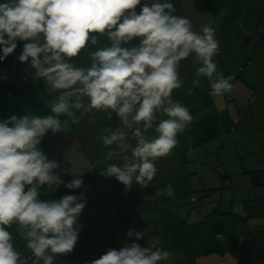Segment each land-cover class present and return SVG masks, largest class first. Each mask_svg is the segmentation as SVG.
<instances>
[{
  "label": "clouds",
  "instance_id": "1",
  "mask_svg": "<svg viewBox=\"0 0 264 264\" xmlns=\"http://www.w3.org/2000/svg\"><path fill=\"white\" fill-rule=\"evenodd\" d=\"M215 32L211 24L193 30L189 18L175 14L172 0H0V62L24 41L16 59L61 92L47 104L46 115L13 114L0 120V264H24L9 231L13 224L43 264H54L76 247L86 205L83 193L59 199L40 195L45 187L52 192L61 185L80 189L84 181L72 175L65 182L60 162L39 147L49 131L56 134L76 122L74 109L114 113L120 122L115 130L105 128L101 140L104 146L115 145L106 159L123 155V162L107 164L101 174L114 177L125 191L150 185L155 161L173 150L178 134L193 120L189 109L172 99L182 85L181 61L190 56L198 61L194 86L203 76L213 96L233 89V78L217 71ZM86 46L92 49L91 63L77 67L71 59ZM160 114L167 118L158 120ZM153 128L155 135H146ZM129 133L134 144L128 142ZM166 194L173 195L171 185ZM126 235L122 247L108 248L90 264H171L172 253L158 240L141 246L136 242L144 238L141 232L129 229Z\"/></svg>",
  "mask_w": 264,
  "mask_h": 264
},
{
  "label": "crops",
  "instance_id": "2",
  "mask_svg": "<svg viewBox=\"0 0 264 264\" xmlns=\"http://www.w3.org/2000/svg\"><path fill=\"white\" fill-rule=\"evenodd\" d=\"M172 2L175 14L189 18L193 30L199 31L204 24H211L215 28L220 46L219 54L214 57L217 71L222 72L225 77L233 78L232 91L221 96L211 95L209 82L203 76L199 78L198 86H190V91L182 86L173 90L172 99L188 108L191 115L199 108L204 110L198 123L204 122L205 131L209 127V133H205L208 137L205 136L204 140L198 138L197 134L187 140L182 139V143L186 144L184 149L195 143V147L202 146L205 140L209 144L215 140V136L220 135L218 123L230 130L229 124L237 120L234 123L235 130H230L225 144L230 148L225 149L222 141L209 149L217 151L218 164L217 168L208 166L213 174L206 175V178L201 177L206 170L201 173L197 168L194 171H181L174 167L176 156L182 151H175L172 163L167 156L160 161L156 160L155 165L159 167L147 187L154 201L152 214H144L145 217H142L141 213L148 208L144 205L146 200L143 193H133V189L125 191L124 185L114 177L101 174L100 171L108 163H114V160L107 161V146L103 145L101 139L99 144L94 143L95 149L87 147L86 150L92 151L97 160V164L93 165L94 173H91L89 167L77 172L73 161L69 159L74 158L76 151L84 153V150L79 145L70 149L67 144H73V139L78 138V130L74 136L71 132L73 129L56 134L49 131L48 139L45 136L42 138L40 149L49 159L60 162V174L65 182L71 180L72 175H81L84 184L80 189L72 190L61 185L53 192L45 187L41 190L40 198L59 199L65 194L83 193L86 199L85 208L79 217L82 229L76 247L70 255L67 253L57 256L54 264H90L108 248L122 247L129 239L126 235L129 229L143 234L144 238L136 241L141 246H147V240H158L160 247L172 253L171 264H264V184L259 181L256 183L253 175L254 171L264 170V0ZM140 7L138 5V12ZM198 67V61L192 56L181 61L178 69L182 74V78L179 74L180 80H185L188 86L193 85L194 73ZM8 94L7 97L12 100L13 95L10 92ZM0 111V120L8 118L2 107ZM193 117L196 121L198 116L196 114ZM87 118L88 114H83L80 121H86ZM159 119L162 117L158 116ZM112 123L117 124L118 119ZM113 124L110 126L113 130L120 127L119 123L117 127ZM78 126L80 132H91L87 124ZM98 130L103 134L100 128ZM185 130L192 134L191 128ZM152 131L150 129L147 133L153 134ZM253 132L257 133L255 138L249 136ZM131 140L134 141L129 133V143L133 144ZM161 166L167 168H160ZM194 173L200 178L196 183L192 180ZM183 175L188 180L184 184V198L193 205L196 203L192 207L187 205L188 209L184 212L176 210L183 205L178 203L182 198L174 193L176 188L181 189L174 179L179 177L181 182ZM168 185L172 186V196L166 194ZM85 187L89 193L83 191ZM159 193L162 195L160 199L158 197L161 195L157 196ZM191 196L195 201L190 200ZM128 198L133 202L130 205L126 203ZM137 212L143 221L136 218ZM101 216L102 221L98 219ZM9 231L24 264H43L42 261H36L26 248V241L22 238L18 225H11ZM241 235H245L247 244L239 242Z\"/></svg>",
  "mask_w": 264,
  "mask_h": 264
},
{
  "label": "rangeland",
  "instance_id": "3",
  "mask_svg": "<svg viewBox=\"0 0 264 264\" xmlns=\"http://www.w3.org/2000/svg\"><path fill=\"white\" fill-rule=\"evenodd\" d=\"M23 44H24V41H18V47L14 50V52L10 54L3 62H0V107L4 109L5 116L7 117H10L13 114L17 116H23L25 114L31 115V113H33V115H46L50 111V109L47 107V104H51L55 102V100L61 94L60 91L51 90L50 86L47 85L46 82H44L43 80L36 78L34 75V70L31 68L30 65L22 63L16 59V57L22 51ZM86 47L82 49L81 52L76 57H73L71 59V62L77 67H81V66L86 67V66H89L91 63L90 53L88 52ZM179 74H180V77L182 78L181 72H179ZM3 77H7V78L4 79ZM181 86L185 88L187 91H190V86H194V85L190 84L188 86L186 84V81L182 79ZM8 92H10L13 95L12 100H10V97H7L9 95ZM190 93H193V92H190ZM15 101L17 102L15 103ZM83 102L87 103L86 99ZM73 111H74L75 117L77 118L76 122L73 123L72 121H69L66 124V126L62 129V132L63 131L70 132L73 129L71 132L73 133L72 135L74 136L75 131L78 130L79 132L78 138L75 137L73 139V144H67V145H70V149L72 147H76L77 145H79L81 146V150H84V153L82 151H78V152L76 151L74 153V158L69 159V160L73 161V164H74L73 167L76 169V171L77 170L80 171L79 169H83V168L85 169L89 167L91 173H94L95 167H93V165L97 164V160L95 159V157H93L92 151L86 152V150L88 149L87 147H89L90 149H95L96 147L94 146V143L99 144L100 142L99 139H101V136L104 134V129L107 127H110L113 124L112 122L113 121L116 122L118 118L115 116L114 113L110 117L109 113H106L104 111H93V112L87 113L88 118L86 119V121H82V120L80 121V118L82 117L83 114H86V112H83L82 109L81 110L74 109ZM90 113H93L92 117H89ZM196 114L198 116L197 120L194 121L193 119L192 122L186 128V129L191 128L192 134L188 133V130L187 131L185 130L184 132L178 134L176 145H180L182 139L187 140L188 138H191L193 134H197L198 138H201L202 140H204L205 136H207V134L205 135L206 131L203 125L204 122L198 123L199 121L198 119H200L201 116L204 115V110L199 108L198 111H195L192 113V117L193 115H196ZM159 116L162 117V119L167 118L163 114H160ZM61 119L68 120L69 118L67 116H62ZM118 123L120 125L119 120H118ZM205 123H208V122H205ZM80 124H84V125L87 124V127L89 128V131L91 132H84V131L80 132L78 128L79 127L78 125ZM117 124L114 123L113 124L114 127H117L116 126ZM218 126L220 127V135L218 134L217 136H215L214 137L215 140H212L209 144H207L205 140V142L202 143V146L193 147V149L191 150L192 153L185 152V153H181L180 155H177L175 159L176 162H174L175 164H173L174 167H178V170H181V171L184 170L185 168L188 171H194V168H197L198 172H201V173L202 171L206 170L207 172L201 175L202 178H206V175H212L213 173L210 172L211 170L208 168V166L212 165V168L214 167L217 168V164H218L217 163V151L214 152L209 149L210 148L213 149L214 146H217L222 141L224 142L225 149L227 147L230 148L229 145L225 146V144H227V141L229 139L228 138L229 133H231V131L227 130L224 124L218 123ZM98 128H100L103 131V134H100L101 131L98 130ZM152 132L153 134L146 133V135L148 136L155 135L154 128ZM256 135L257 133L253 132V133H250L249 136L255 138ZM131 142H133V144L135 143V141H132V140ZM114 147L115 145L110 146V147L107 146L106 147L107 152L110 151L111 148H114ZM217 150L219 151V149ZM127 154H130V150ZM158 159L157 160L160 161V159H164V157H160ZM113 160H114V163L121 164L123 162V155H121L120 157H114L112 161ZM107 161H111V160H107ZM158 167L159 165L158 166L156 165L157 169ZM160 168H167V167L161 166ZM87 170L89 171V169ZM192 176H194L192 179L193 183L200 181L199 175H197L196 173H194V175ZM186 178L187 177L183 175L181 182H180L179 177H176L174 179L175 183L181 186V189H177L175 187L176 190L174 191V193L178 197L182 198L181 201L178 203L180 205H183V206L177 207L176 210L179 209V210H182V212L188 209L187 205L192 207V206H195L196 204L195 203L193 205V203L188 202L187 198H184L185 188H186L184 184H186V182L188 181L186 180ZM96 189L101 191L97 187ZM131 189H133V193L141 191L146 200L144 201V205H146L148 208L145 212L141 213V216L145 217L144 214L151 215L152 214L151 207L154 201L152 199L153 197L151 195L150 189L147 187L141 188L138 185H133ZM83 191H85V193H89V190H87L86 187L84 188ZM159 195L161 194L160 193L157 194V196ZM161 197L162 195L158 197V199H160ZM190 198H191L190 200L195 201L193 196H191ZM132 199L134 200V197ZM127 200H128V202H126L127 204L130 205L131 203H133L131 200H129V198ZM137 217L138 218L140 217L138 212L136 213V218ZM98 219L102 221V216L99 217ZM140 220L143 221L144 219L139 218V221Z\"/></svg>",
  "mask_w": 264,
  "mask_h": 264
},
{
  "label": "trees",
  "instance_id": "4",
  "mask_svg": "<svg viewBox=\"0 0 264 264\" xmlns=\"http://www.w3.org/2000/svg\"><path fill=\"white\" fill-rule=\"evenodd\" d=\"M138 7V6H137ZM136 10H137V12H138V8H136ZM137 41H133L132 43H136ZM87 48V50H88V52L90 53V51H91V49L89 48V47H86ZM87 52V51H86ZM235 122L237 121V120H234ZM229 128H230V130H235L234 129V123H232V124H229ZM210 129H212V128H210ZM208 131V133H209V127H206V132ZM48 136L49 135H45V138L46 139H48ZM208 136H206V138H207ZM183 141V140H182ZM182 141H181V144L180 145H177V146H175L174 147V149L168 154V155H166L168 158H170V163H172V161H173V159L175 158V155H176V152L175 151H182L181 153H185V152H190V153H192V151H190V150H192L193 149V147H195V144H193L192 146H189V147H186L185 149H184V147L186 146V144H183L182 143ZM171 156V157H170ZM186 169V168H185ZM254 181H256V183L259 181V182H261V183H263L264 184V170H261V171H259V172H257V171H254ZM242 216V215H241ZM69 254V253H68ZM70 255V254H69Z\"/></svg>",
  "mask_w": 264,
  "mask_h": 264
},
{
  "label": "built area",
  "instance_id": "5",
  "mask_svg": "<svg viewBox=\"0 0 264 264\" xmlns=\"http://www.w3.org/2000/svg\"><path fill=\"white\" fill-rule=\"evenodd\" d=\"M234 123H235V121H234ZM244 237H245V235L240 236L239 242H241V244H247V242H245V240H244Z\"/></svg>",
  "mask_w": 264,
  "mask_h": 264
}]
</instances>
